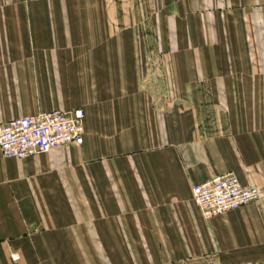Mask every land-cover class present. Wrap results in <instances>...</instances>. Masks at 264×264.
I'll use <instances>...</instances> for the list:
<instances>
[{
	"label": "crops",
	"instance_id": "crops-1",
	"mask_svg": "<svg viewBox=\"0 0 264 264\" xmlns=\"http://www.w3.org/2000/svg\"><path fill=\"white\" fill-rule=\"evenodd\" d=\"M55 108L83 142L0 151V264H264V0H0V122ZM227 171L263 198L205 217Z\"/></svg>",
	"mask_w": 264,
	"mask_h": 264
},
{
	"label": "built area",
	"instance_id": "built-area-1",
	"mask_svg": "<svg viewBox=\"0 0 264 264\" xmlns=\"http://www.w3.org/2000/svg\"><path fill=\"white\" fill-rule=\"evenodd\" d=\"M84 134V111L55 108L34 115L19 116L0 122V151L7 158H25L51 149L81 144ZM263 191L255 185H243L230 172L216 174L192 186V199L205 217L260 201ZM12 259L19 256L12 253Z\"/></svg>",
	"mask_w": 264,
	"mask_h": 264
}]
</instances>
